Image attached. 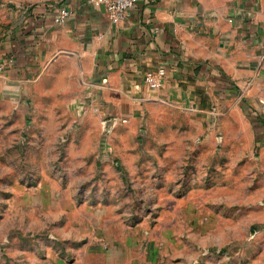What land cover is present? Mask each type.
I'll use <instances>...</instances> for the list:
<instances>
[{
  "label": "rangeland",
  "instance_id": "1",
  "mask_svg": "<svg viewBox=\"0 0 264 264\" xmlns=\"http://www.w3.org/2000/svg\"><path fill=\"white\" fill-rule=\"evenodd\" d=\"M246 4L264 10V0ZM263 61L264 52L259 67ZM4 69L3 246L5 235L28 247L33 241L35 251L42 241L59 246L68 220L90 212L143 229L177 219L179 234L195 235V250L219 252L227 264H264V91L257 80L244 81L240 97H220L213 114L156 97L110 114L97 107L95 84L71 65L44 66L27 75L28 86L3 83ZM260 79L264 85V72Z\"/></svg>",
  "mask_w": 264,
  "mask_h": 264
},
{
  "label": "crops",
  "instance_id": "2",
  "mask_svg": "<svg viewBox=\"0 0 264 264\" xmlns=\"http://www.w3.org/2000/svg\"><path fill=\"white\" fill-rule=\"evenodd\" d=\"M0 2L13 3L0 5V61H9L5 84L28 86L27 75L44 66L71 65L95 84L92 97L110 114L151 97L213 114L220 97L243 95L244 81L257 80L264 91V10L252 12L248 0H139L116 23L104 6L87 0ZM63 6L70 17L54 23ZM160 68L162 84L152 89L144 78ZM84 215L68 220L59 246L42 241L35 251L33 241L28 247L5 235L0 264H227L219 252L195 250V235L179 234L177 219L143 229L127 219Z\"/></svg>",
  "mask_w": 264,
  "mask_h": 264
},
{
  "label": "built area",
  "instance_id": "3",
  "mask_svg": "<svg viewBox=\"0 0 264 264\" xmlns=\"http://www.w3.org/2000/svg\"><path fill=\"white\" fill-rule=\"evenodd\" d=\"M93 6H104L107 17L110 22L116 23L124 14L132 9L139 0H87ZM71 11L65 6L59 7L58 11L53 17L54 23H62L70 17ZM5 63L0 62V72L4 69ZM164 75L163 69H158L155 75H146L144 82L152 89H158L162 84V77Z\"/></svg>",
  "mask_w": 264,
  "mask_h": 264
}]
</instances>
